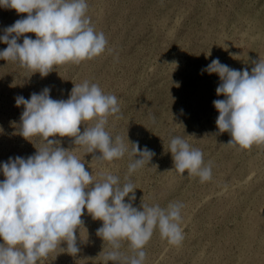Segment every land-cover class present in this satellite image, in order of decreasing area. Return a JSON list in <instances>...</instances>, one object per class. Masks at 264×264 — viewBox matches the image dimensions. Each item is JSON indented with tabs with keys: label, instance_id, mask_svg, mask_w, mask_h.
<instances>
[{
	"label": "rangeland",
	"instance_id": "1",
	"mask_svg": "<svg viewBox=\"0 0 264 264\" xmlns=\"http://www.w3.org/2000/svg\"><path fill=\"white\" fill-rule=\"evenodd\" d=\"M87 3V16L108 41L101 55L54 66L46 77L17 62L0 60V164L9 157L26 158L35 153L34 146L43 144L40 137H29V142L18 134L24 108L16 106V96L28 99L49 87L51 98L67 99L74 84L95 83L118 98L120 112L107 117L106 131L114 139L121 137L129 151L130 141L155 152L149 164L129 177L136 188L133 206L184 205L182 242L170 244L154 231L145 247V264H264V146L241 150L225 145L231 137L219 133V113L213 105L224 98L216 94L220 80L217 74L201 72L216 58L249 72L251 61L264 59V0ZM22 15L26 14L0 8V35ZM25 35L36 38L33 33ZM6 47L0 42V50ZM84 124L81 132L92 122ZM174 136L203 152L205 163L212 165L210 180L201 183L198 176L173 169L168 146ZM57 138L62 147L75 149L73 154L95 180L112 174L121 184L127 182L134 159L128 153L113 161H97L93 157L98 152L86 154L72 138ZM82 220L76 231L80 251L70 255L62 243L40 264H104L110 245L96 235L102 221L93 220L86 210ZM120 251L130 255L127 241Z\"/></svg>",
	"mask_w": 264,
	"mask_h": 264
},
{
	"label": "clouds",
	"instance_id": "2",
	"mask_svg": "<svg viewBox=\"0 0 264 264\" xmlns=\"http://www.w3.org/2000/svg\"><path fill=\"white\" fill-rule=\"evenodd\" d=\"M88 7L87 0H0V8L26 14L3 29L0 42L7 47L0 50V60L17 62L32 74L46 77L54 66L101 55L108 41L92 25ZM251 63L249 72L216 58L201 70L218 75L216 94L224 98L213 101L219 113L216 125L219 133L231 137L225 145L241 150L264 146V59ZM50 91L45 87L28 99L15 97L16 106L24 108L18 134L29 142V137H40L43 144L33 145L35 153L26 158L9 157L0 164L4 176L0 181V264H40L62 243L68 254L76 255L80 251L76 231L83 226L85 210L93 220L102 221L96 235L110 245L104 264H145V247L157 230L170 244H180L183 203L170 202L164 208L133 206L136 188L129 177L149 164L155 152L128 139L129 151L121 137L114 139L106 131L107 117L120 112L118 98L87 80L74 84L67 99H53ZM86 121L92 124L81 132ZM57 137L72 138V144L84 147L86 154L98 152L93 157L97 161H113L128 153L134 159L128 165L127 182L121 184L112 174L95 180L85 162L73 154L75 149L62 147ZM168 147L177 173L198 176L201 183L212 178L211 162L205 163L203 152L183 137H172ZM124 241L130 255L120 251Z\"/></svg>",
	"mask_w": 264,
	"mask_h": 264
}]
</instances>
